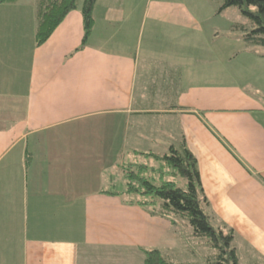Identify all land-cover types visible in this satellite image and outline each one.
Wrapping results in <instances>:
<instances>
[{"label":"crops","instance_id":"obj_1","mask_svg":"<svg viewBox=\"0 0 264 264\" xmlns=\"http://www.w3.org/2000/svg\"><path fill=\"white\" fill-rule=\"evenodd\" d=\"M82 6L37 45V0L0 3V264L172 245L174 218L138 204L126 172L178 184L159 156L184 147L209 215L264 255V50L223 54L221 20L188 0H97L85 42Z\"/></svg>","mask_w":264,"mask_h":264},{"label":"trees","instance_id":"obj_2","mask_svg":"<svg viewBox=\"0 0 264 264\" xmlns=\"http://www.w3.org/2000/svg\"><path fill=\"white\" fill-rule=\"evenodd\" d=\"M12 0H0V3ZM221 11L229 7H238L251 19L253 28L249 30L244 24L236 23L235 30H241L244 41L253 46L264 47V0H220ZM97 0H84L82 12L85 22V38L89 37L93 26V9ZM79 0H37V45L45 43L61 24L68 13L77 9ZM84 42V43H85ZM175 173L187 179V185L181 187L174 181L155 183L149 177L140 174L142 171L129 169L126 172V192L140 197L138 204L149 205L153 212L164 217H180L189 221L197 237L208 238L210 245L216 250V264H239L237 249L233 247L234 230L226 233L223 227H214L213 217L207 207L210 205L202 187L197 159L186 147L181 150L172 148L159 156ZM144 170V168H142ZM143 173V172H142ZM212 260V259H211ZM145 264H177L163 254L158 248L145 252Z\"/></svg>","mask_w":264,"mask_h":264},{"label":"rangeland","instance_id":"obj_3","mask_svg":"<svg viewBox=\"0 0 264 264\" xmlns=\"http://www.w3.org/2000/svg\"><path fill=\"white\" fill-rule=\"evenodd\" d=\"M189 3L194 7L193 11L199 14L200 20H221V29L226 36H222L221 42V50L223 54L231 51L232 47H236L238 49L242 45V41H240L243 37H241L244 33L241 30H232V25L234 21L238 24H244L249 30H251L254 26L252 24L251 19L245 16L238 7H231L226 9L222 13H218L216 10L215 2L211 0H188ZM84 0H79V4L82 6ZM194 12V13H195ZM231 31V32H228ZM241 34V36H240ZM245 42V41H244ZM230 46V47H229ZM262 50L264 47L256 46ZM226 52V53H225ZM239 59V58H238ZM237 59L233 60L232 63L227 65H222L223 68L230 69L233 64H236ZM259 76V74H258ZM259 79V77H258ZM261 79V78H260ZM264 77L262 78V81ZM258 81V82H262ZM263 84V82H262ZM264 93V92H263ZM172 168L167 169L166 178L172 179L176 176H173ZM177 181L178 186L182 187L181 176L176 177L174 179ZM159 181L157 183L159 184ZM185 184L184 186H186ZM174 218L173 231H174V239L173 244L169 242V245L165 244L163 241L159 240L157 242V248L160 249L164 255L169 257L171 260L176 262L177 264H216L219 260H214L213 255L216 254V250L210 245L208 242V238L197 237L188 220L180 218V217H172ZM212 224L214 227H223L224 231L227 233L228 230L232 229L227 225L222 224V222L217 221L214 217L212 220ZM233 247L235 246L237 249V255L239 258V264H264V255L259 249L253 248L251 245L243 242L239 238L236 239V234L234 233ZM148 250V249H146ZM144 250V253L146 252ZM129 252V251H128ZM116 259V263L123 262L124 264H145L144 259L138 254H128V253H120L118 250H114L110 252V259ZM121 258L123 260L121 261ZM131 259V261H130ZM212 259V260H211Z\"/></svg>","mask_w":264,"mask_h":264}]
</instances>
